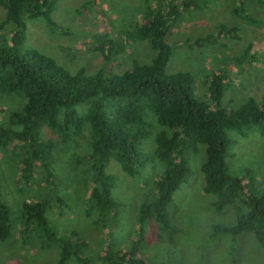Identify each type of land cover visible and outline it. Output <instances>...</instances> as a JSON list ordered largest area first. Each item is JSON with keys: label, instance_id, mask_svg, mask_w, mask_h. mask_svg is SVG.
Returning <instances> with one entry per match:
<instances>
[{"label": "trees", "instance_id": "1", "mask_svg": "<svg viewBox=\"0 0 264 264\" xmlns=\"http://www.w3.org/2000/svg\"><path fill=\"white\" fill-rule=\"evenodd\" d=\"M58 1L0 0L6 11L0 22V95L26 99L21 110L9 114L12 126L0 127V146L9 149L15 145L21 155L23 183L30 181L38 167L46 171L48 180L53 178L51 164L58 140L69 142L82 134L90 136L93 185L88 207L90 211L96 208L107 214L117 204L113 189L118 178L107 171L111 159H116L132 177L140 174L150 161L159 159L165 170L156 181L155 196L140 205L136 236L124 248L108 245L106 253L109 264H147L143 253L146 226L155 221L169 231L172 239L176 230L167 206L192 173L186 152L197 150L202 143L207 154L202 166L203 190L216 196L213 206L217 211L233 204L237 217L233 225L215 224L214 233L237 236L250 231L264 247V182H258L251 170L244 176L234 173L227 163L230 149L237 143L230 130L247 138L257 128L264 135V97H250L237 109L229 110L220 102L225 90L222 73L210 78L208 99L200 100L191 73L166 72L172 54L168 33L181 14L191 8H203L205 0L148 2L144 19L136 23L134 37L149 42L156 56L150 63L134 61L121 73L101 68L91 74L84 69L72 73L54 57L23 46L26 19L41 17L50 27L55 26L53 13ZM257 4L264 9V0H257ZM234 11L237 16L257 23L243 1ZM236 30L221 24L218 32L235 36ZM212 38L198 37L195 43L203 45ZM113 43L104 36L92 50L110 62L114 51L121 49L113 48ZM149 113L165 127L156 134L153 153L140 148L142 141L152 135ZM46 131L57 135L58 140L46 136ZM50 201L46 197L25 203L23 233L34 232L44 250L57 245V264H68L71 258L81 264H94L84 253L88 245L84 239L77 238L76 233L60 235L51 223L47 214ZM11 213L10 205L0 195L1 241L12 235Z\"/></svg>", "mask_w": 264, "mask_h": 264}, {"label": "rangeland", "instance_id": "2", "mask_svg": "<svg viewBox=\"0 0 264 264\" xmlns=\"http://www.w3.org/2000/svg\"><path fill=\"white\" fill-rule=\"evenodd\" d=\"M157 0H59L53 18L57 23L50 27L41 18L26 19L24 47L35 48L54 57L72 73L84 69L94 73L101 68L119 73L129 69L134 61L150 63L157 52L150 43L134 37L136 23L146 14L148 2ZM242 1L257 23L236 15L234 9ZM203 8L186 10L178 18L168 41L172 54L166 72H188L195 80L196 97L207 100L210 78L223 74L224 93L221 106L237 109L250 97H264V9L257 0H205ZM6 11L0 6V22ZM221 24L235 28V36L219 34ZM206 35L211 41L198 45L195 40ZM111 38L114 51L108 62L92 50L102 38ZM26 99L17 95H0V127L10 126L11 112L22 109ZM217 108V106H213ZM152 135L142 141L140 148L153 153L156 134L165 127L153 113H149ZM12 126V125H11ZM16 127V126H14ZM89 131V130H88ZM46 136H58L46 131ZM229 134L237 143L227 158L229 169L244 176L254 172L261 184L264 182V135L253 128L245 138L238 131ZM91 137L83 134L73 141H57L51 169L53 178L38 167L28 183L20 176L21 155L12 145L0 146V195L12 210V235L0 240V264H57L59 247L40 248L34 232L23 233L22 215L26 202L36 203L50 197L48 216L60 235L73 233L88 245L84 253L94 264H109L107 246L127 247L137 234L138 212L143 201L155 196L156 181L165 166L159 160L150 161L135 177L123 171L112 158L107 171L118 178L113 189L114 209L101 214L89 209L88 199L93 185ZM186 152L191 175L178 189L167 206V213L175 228L169 231L151 221L146 226L143 244L147 264H264V247L252 232L232 234L214 233L215 224L233 225L236 212L233 204L217 211L213 202L216 196L204 192L205 177L202 166L206 160V145ZM215 235V236H213ZM68 264H81L71 258Z\"/></svg>", "mask_w": 264, "mask_h": 264}]
</instances>
